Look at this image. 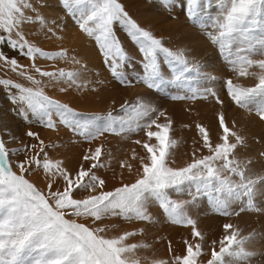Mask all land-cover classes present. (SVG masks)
I'll return each instance as SVG.
<instances>
[{
	"label": "snow or ice",
	"instance_id": "obj_1",
	"mask_svg": "<svg viewBox=\"0 0 264 264\" xmlns=\"http://www.w3.org/2000/svg\"><path fill=\"white\" fill-rule=\"evenodd\" d=\"M60 2L80 31L94 41L103 66L120 86L134 83L127 70L135 65L117 34V25L140 54V74L135 82L161 92L169 85L186 88L183 94L172 95L173 101H214L219 106L214 113L218 142H213L208 127L197 122L199 140L193 143L200 147L193 148L191 159L183 166H174L179 142L171 135L174 120L166 110L138 97L135 102L124 101L116 110L84 113L50 97L45 88L61 82L66 87H60V92L73 87L86 89L90 82L81 79L86 66L74 56L69 59L65 49L46 51L27 39L25 25L45 24L33 0H0V71L27 82L26 86L7 75L0 76V89L18 116L27 122L31 113L32 122L51 130L62 125L89 145L106 134L128 139L143 132L146 137L132 141L143 149V154L131 150L130 160H138V167L128 159L121 160V183L106 190L108 181L98 171L110 166L112 154L104 152L103 143L86 148L78 169L73 171L64 160L50 156L47 149L57 145L46 144L32 130L24 135L36 143L19 141L16 136L5 140L0 135V264H251L253 258L264 257V253L246 247L264 234L254 229L244 235L231 222L222 225L223 234L219 240H212L206 251L205 234L198 229L197 221L187 213L184 202L171 198V192L179 193L187 187L194 189L193 199L207 196L212 211L222 217L245 212L264 214V207L255 202L257 186L264 185V176L246 175L252 160L239 159L237 151L246 146L247 138L237 130L234 120L229 125L225 101L217 91L211 87L201 90L189 83L194 73L200 74L196 62L184 51L165 46L162 38L138 24L120 0ZM37 3L44 6L43 0ZM184 3L187 18L202 23V0ZM217 7L218 14L211 18L212 42L218 45L229 71L237 78L255 80L252 86H244L226 78V95L235 107L264 123V0H217ZM4 49L15 55L9 56ZM19 58L30 64H21ZM38 58L68 60L80 67L47 71L38 66ZM207 79L214 81L216 77ZM17 142L19 147H10ZM202 150L207 154L197 155ZM105 155L109 160L103 158ZM260 155L264 157V152ZM125 169L130 176L135 174L132 182H123ZM41 172L46 180L43 189L28 178ZM153 202L168 223L190 228L192 240H183L179 254L168 241L166 258H158L155 253L141 256L140 252H147L152 245L129 240L143 235L144 228L109 236L107 233L116 225H102L109 218L152 224L154 218L147 206Z\"/></svg>",
	"mask_w": 264,
	"mask_h": 264
},
{
	"label": "bare ground",
	"instance_id": "obj_2",
	"mask_svg": "<svg viewBox=\"0 0 264 264\" xmlns=\"http://www.w3.org/2000/svg\"><path fill=\"white\" fill-rule=\"evenodd\" d=\"M136 1H138V0H136ZM136 1L135 0H131V1L130 0H120V2L125 6V9L129 13V15L134 20H136L138 24H140L145 29H147L148 24H151V26L149 25L150 27L148 30L152 31L155 36H158L156 34H159V36L161 35L163 43L167 46L168 41H165V40L168 39L167 35L168 36L170 35L169 32H167V22H168L169 18H174V19L176 18V16L168 15V13L174 12L173 11V5L174 4L169 5L168 3H171V1L167 0V2H165L163 5L160 6V4L163 3L164 0L160 1V2L158 1L159 4H157V5H159L161 7V8L159 7L160 8L159 10H161V12H162L161 13L162 15H160V17H162L161 20H157V18L155 19L154 17L151 16V18L149 20L145 21L143 19V13H142L139 1L138 2H136ZM153 1H155V0H152L151 2H153ZM155 2H157V0ZM211 2L213 4L217 1H211ZM33 3H36L40 14L45 18V24L41 25L39 22H36V23L29 24V25H25L24 32H25L27 39L29 41L35 43L37 46L42 47L46 51H58L60 49L67 50V52L69 54V59L74 56L76 59L80 60L83 65L86 66L87 71L82 72L81 79L90 82L88 84V87L82 91L77 90L75 87H73V88L69 89L67 92H60L59 91L60 87H66V85L63 84V82H61L54 87L45 88V92L47 95H49L50 97H52L54 99H58L61 102L68 103L71 107H73L77 111L84 112V113L107 112L109 110V108L116 110V109H119V106L122 103H124V101L127 100L129 102H135L137 100V98L139 97L142 100L155 105L157 108H162V109L166 110L167 113L169 114V116H171L173 118L174 130L171 133V135L174 138H176L179 142L178 148L174 150L175 151V157L174 158L176 160V165H174V166H183L185 161H188L191 159L190 156H191V153L193 151V148L194 147H200V145L198 143H196V144L193 143L194 140H199V137L197 136V134H194L196 136V138H193V140H192L193 130H188L186 127H184V125H188L187 123L190 122V119H188L187 115H185V114H188L189 112L185 113V114L183 113L184 107L181 106L180 102L174 101V104H172V106H171V108L173 110H171L170 108L168 109L169 104H166L167 103L166 101L170 97L169 98H163L165 95L161 91H158V93H157V91L148 90L144 86V88L149 93L148 97L144 98V97L140 96L141 92L144 89L142 83L136 82L135 84H133V86L131 85V86L125 87V86H120L119 84L114 82L112 80V78L110 77L109 72L107 71V69L102 64V58L98 54V50L94 44V41L91 38H89L86 34H84L80 31L79 26L75 23L74 19L69 14H67L66 10L62 7L60 0H43V4H44L43 7H40V5L37 3V0H33ZM203 4H205V3H203ZM152 5L155 7V11H156V6H155L156 4L152 3ZM212 7H210L211 12H209V11L208 12L210 14L212 13L213 16L215 17L217 11ZM157 8H158V6H157ZM204 9H206V4H205ZM217 9H218V7H217ZM204 12H207V11L204 10ZM152 14H154V13H152ZM154 15H156V14H154ZM155 17H157V16H155ZM155 21H156V23H155ZM172 22H173V20H172ZM154 23L156 24L154 26L155 28L153 27ZM189 24L194 26V24H191V23H189ZM190 25L187 26V24H186V26L188 28ZM186 26L184 25V29H186L185 28ZM49 28L52 29L51 32L48 31ZM195 28L196 27H194V29ZM116 29H117V34L120 36L121 40L123 41L124 47L130 48V46L128 44V39L125 37V35H124L123 31L120 29L119 25L116 26ZM191 30H193V29H191ZM174 32H175V30H174ZM181 33H182V31H181ZM184 33H185V30H184ZM179 34H180V32H179ZM189 35L185 34L183 37H180L181 38L179 40L180 42H178L176 40L178 42V44H174V46L171 43L174 50H182V49L184 50V48L192 49L194 46L191 45V43H190L191 37ZM171 37H172V35H171ZM176 37H177V34H176ZM195 39L194 40L192 39V40L195 41ZM177 42H175V43H177ZM172 46H171V48H172ZM168 47L170 48V46H168ZM190 49L188 50L189 52H190ZM204 49H208V48L205 47ZM4 51L9 56L15 55V53L8 52L7 49H4ZM128 52L130 53V51H128ZM213 52H211L210 54L212 55ZM131 53L135 54L134 51H131ZM190 53L192 54V52H190ZM198 53H200V52H198ZM186 54H188V53H186ZM192 55H190V56H192ZM199 56H202V54ZM208 56H210V55H208ZM19 59H20L21 64H25V65L30 64V61H28L27 59H24V58H19ZM199 59H200V57H199ZM214 59H217V58L215 57ZM217 61H218V59H217ZM37 64H38V66L42 67L44 70H47V71H52L54 69H59V68H64L66 71H70V70L78 69L80 67L79 65H74V64L70 63L68 60L47 61V60L41 59V58L37 59ZM139 65L140 64H136L134 68L132 67L130 70H127V75L131 79L139 71V68H138ZM213 67L211 66L210 68H213ZM220 67H222V65H220ZM216 68H218V67H216ZM214 69H215V67H214ZM212 71H214V70H212ZM216 71L217 70H215V72ZM204 72H208V71H204ZM217 73L218 72H216V74ZM5 75H7L8 78L15 80L16 82L24 83L27 86V82L24 81L22 78L18 77L17 75L10 73V72L5 73L3 71H0V76H5ZM217 76H218V74H217ZM219 76H220V74H219ZM221 76H222V74H221ZM134 81H136V80H134ZM93 88H95V91L92 90ZM165 89L168 90L169 88L166 87ZM169 90L171 91V89H169ZM145 95L146 94H144V96ZM113 101L115 103H113ZM202 102H204V101H202ZM202 102H201L202 105L204 103H206V104L208 103V102H204V103H202ZM168 103H172V102H168ZM206 104H204V105L207 107ZM197 105H199V104H197ZM208 105H210V103ZM164 106H166V107H164ZM201 107L204 108L203 106H201ZM193 108H194V106H193ZM214 108H215V106H214ZM215 109H213V110L215 111ZM200 111H201V109H200ZM207 111H208V108L204 109V111L202 109V112H207ZM185 112H186V110H185ZM206 114H207V116H205ZM206 114L203 115V116H205V118L208 117V113H206ZM28 115H29L30 119L27 122L23 118L18 116L16 114V111H15V106L9 102V100L7 99V96H6L5 92L3 91V89H0V131H1L2 135L4 136L5 140H7L9 136H16V137H18L19 141H23L25 143H36L35 140L28 138L26 135H24V133L26 131L32 130V131L38 133L40 138L42 140H44L46 144L51 143V144L57 145L56 148L47 149L49 151L50 156L54 159L64 160L65 166L68 169L73 170V171L78 169L79 164L81 162V157L83 156L84 150L86 148H88L90 146L92 148H94L98 144L103 143L104 144V149H103L104 152L108 153L110 151L112 154L111 160H110V166L106 169H100L98 171V174L102 178H105L108 181L106 190H111V188H113L114 186H118L121 183V181L118 177V174L121 171V169L119 168V162L121 160L128 159L129 162L133 163L135 167H138V160L137 161H131L130 160V154H131V150L133 148H135L138 153L143 154V149L139 145H135L132 143V141L135 139H146L143 132L132 134L128 139H124L121 136H116L113 134H106V136L102 137L101 140L94 141V142H92L91 145H89V144L85 143L80 137H78L77 135H74L73 132L69 131L66 127H64L62 125H58L56 130L47 129V128L40 126L38 123L32 122L31 113H29ZM192 115L194 116V112H193V114H191V116ZM195 116H196V114H195ZM198 120H199V116H198ZM214 120H216V119H214ZM209 122H210V126H211L210 132H211L212 140L214 142L215 137H216V140L218 142V136H217V132H216L217 129H216L215 124H214L211 117L209 119ZM255 128L257 129V127H255ZM252 132H254V131H252ZM261 133H263V135H264V130H261ZM262 139H264V137ZM254 141H259V139H257L255 135H254ZM251 146L256 147L257 145L252 144ZM250 152H251V149H250ZM17 158H22V155L19 157H13V159H17ZM103 158L106 161L109 160V157L107 155H105ZM28 178L30 180H32L37 185V187L42 188V189L46 187V180L44 179L42 172L39 174L34 173L33 175L29 176ZM134 179H135V174L130 176L128 174L127 170L125 169L123 182H125V183L132 182ZM193 192H194V189H189L186 187L182 191H180L179 193L171 192L170 195H171V198L173 200L178 201V202H184L185 203V210L187 211V213L193 219H195L197 221L198 229L202 233L205 234L204 247H205V250L207 251L208 246L210 245L211 241L212 240H219V238L223 234V229L220 228L219 225H221V227H222L224 222L221 223V221L219 220L220 221L219 225L216 223L210 222V220H212L214 218V216L212 215L213 212H212L211 206L209 205L208 198L203 199L204 195H200L196 199H193ZM147 207H148L149 213L154 218V223L145 224V223H140V222H136V221L127 222V221H123L119 218H109V219L104 220L102 222V225H109V226L110 225H116V227L114 229H111L107 233V235H109V236L117 235V234H119L125 230L144 228L145 231H144L143 235H138L136 237L130 238V240H129L130 243L131 242H147L148 244L152 245V248L150 250H148L147 252L141 251L140 252L141 256H144V255L151 256L153 253H155V256L158 258H166L168 256V251H167L168 241H171L172 246H173V248L177 254L182 252L183 247H184L183 240L184 239L192 240L190 228L182 227V226H176V225H172V224L168 223L165 219V215H164L162 209H160L158 204L155 202L150 203ZM259 217H261V216H259ZM256 218H258V217H256ZM261 218L263 219V216ZM238 219H239V216H238ZM253 219H255V218H253ZM234 223H236V222H234ZM193 242H195V241H193ZM207 258L208 257L205 256L204 260H206Z\"/></svg>",
	"mask_w": 264,
	"mask_h": 264
},
{
	"label": "rangeland",
	"instance_id": "obj_3",
	"mask_svg": "<svg viewBox=\"0 0 264 264\" xmlns=\"http://www.w3.org/2000/svg\"><path fill=\"white\" fill-rule=\"evenodd\" d=\"M138 1H139V4H140L142 13H143V19L145 21L149 20L151 18V16L154 17L155 19L157 18V20H161L162 17H160V15H162L161 14L162 12L159 9L161 8L160 6L165 3V0L164 1L163 0H157V2H155L156 0L153 1V2H151L152 0L151 1L150 0H138ZM138 1H136V2H138ZM158 1L159 2L163 1V3H161L160 6H159V5H157V4H159ZM168 1H171V3H168L169 5L174 4L173 5V11L174 12L170 11L171 13H168V15L176 16L175 19L177 21L174 18H169L168 19L167 32H169V34H170L169 36L170 37L167 35L168 39L165 40V41H168L167 47L170 46V48H171L172 44L174 46V44H178V42H180L179 41L181 39L180 37H183L185 34H188V35L190 34L189 35L191 37L190 43L194 47L192 49H190V48L189 49H190V52H192V54L195 57L188 51L189 50L188 48H184V50L182 49V51L188 53L187 57H188L189 60H192V61L194 60L197 63V65L200 68V74L196 75L194 73L193 76H192V79H191V81L189 83L191 84L192 87L199 88L201 90L204 89V88H207V87H211V88H213V89H215L217 91V93L220 95L221 99H223L225 101L224 111L226 113V117H227V121H228L229 125H231V122L234 120L236 122V125H237V130H242L241 134L245 135L246 138H247L246 146L242 147V148H239L238 151H237V156H238L239 159H241V160L251 159L252 160V163H251V165H249L248 170L246 172V175H250V176H254V177L264 176V157H261V155H260V153L264 152V141H263L264 139H262L264 137V135H263V133H261V130H264V128H263L264 127L263 126L264 123L262 124L255 115H249L248 113H246L242 109H239V108L235 107L230 102L229 98L227 97L226 89L224 87V81H225L226 78H229V77H231L235 83H240V84H242L244 86H252L255 83V80L253 78H251V77H248V78H243V77L237 78L231 71H229V66L225 63V61H224V59H223V57H222V55H221V53L219 51L218 45H215L212 42V40H211V35L210 34L214 31L213 28L211 27V23H212L211 18L214 17V16H213L212 13L210 14L209 12H211L210 7L213 6L212 8H214L217 11L216 15L218 14L219 10L217 9V2H215L213 4L211 2V1H217V0H202V2L206 4V9L207 10L206 9H204V10L207 11V12L209 11V12L208 13L207 12L203 13V15H202V23H199V24H197V23H195L193 21L190 22V20L187 18L186 13H185L184 0H168ZM152 3L156 4L155 5L156 6V11H155V7L152 5ZM205 4H203L204 8H205ZM157 6H158V8H157ZM151 12L156 14V15L152 14ZM155 16H157V17H155ZM172 20H173V22L174 21L175 22L173 23ZM188 22L191 23V24H194V26L190 25ZM155 23H156V21H155ZM155 23H154L153 27L156 25ZM186 24H187V26L190 25L189 28L186 26ZM149 25L151 26V24H148L147 25V29H149V27H150ZM184 25L186 26L185 27L186 29H184ZM194 27H196V28L194 29ZM190 28L193 29V30H191ZM174 30H175V32L177 31L178 33L177 32L175 33ZM184 30H185V33H184ZM181 31H182V33H181ZM179 32H180V34H179ZM176 34H177V37H176ZM156 35L159 36V34H156ZM171 35H172V37H171ZM158 38H161V35ZM192 39L193 40L195 39V41H193ZM175 42H177V43H175ZM128 44H129L130 48H126V50L130 51V53L129 52L128 53H129V57L131 59L132 65L140 64V54L136 50V46L133 45L130 40H128ZM173 46H172L171 49L174 50ZM205 47L208 48V49H204ZM131 51H134L135 54L131 53ZM198 52H200V53H198ZM211 52H213L212 55L210 54ZM189 54L192 55V56H190ZM201 54H202V56H199ZM208 55H210V56H208ZM198 56L200 57L201 60L199 59ZM215 57L218 59V61H217V59H214ZM257 58H259V57H257ZM220 65H222V67H220ZM211 66L212 67L214 66L215 69H214V67L210 68ZM216 67H218V68H216ZM131 68H132V66L130 65L128 67V70H130ZM138 68L140 69V65L138 66ZM212 70H214V71H212ZM215 70H217L216 72H218L217 73L218 76H217ZM204 71H208V72H204ZM139 74L140 73L138 71L136 73V75L132 77L133 81L137 79ZM219 74H220V76H219ZM221 74H222V76H221ZM209 76H215L216 80L212 81V80L207 79V77H209ZM135 83L136 82L134 81L133 84H135ZM133 84H132V86H133ZM167 87L169 89H171V91L169 89L168 90L165 89L164 91H162L164 93V95H165L163 98H169L172 95H176V94H183V92L186 90V88L185 89H178L174 85H169ZM143 88H144V85H143ZM157 93H158V91H157ZM144 94H146V95L144 96ZM148 95H149L148 91L144 88L143 91L141 92L140 96H142L144 98H147ZM170 99L171 98H169L166 101L167 102L166 104H169L168 109L170 108L171 110H173L171 108V106H172V104H174V101L170 100ZM168 102H172V103H168ZM178 102H180L181 106L184 107V109H183V113L184 114L189 112L188 114H185V115H187L188 119H190V122L187 123L189 125V127H186V128L188 130H193L192 140H193V138H196V136L194 134H197L196 133V128H195V124L197 122L201 123L202 125H204L206 127L208 126V128L210 129L211 126H210L209 119L211 117L213 122H214V124H215L216 129L218 128V122L216 120H214L215 119L214 113L219 110V106L215 105L214 101L208 102L207 104L204 103L206 101H204V102H202V101H195V102L194 101H178ZM201 102L206 104L207 107L204 104L202 105ZM209 103H210V105H208ZM197 104H199V105H197ZM193 106H194V108H193ZM201 106H203L204 108H202ZM214 106H215L216 109L214 108ZM164 107H166V106H164ZM206 108H208V111L207 112H202V109L204 111V109H206ZM160 109H162V108H160ZM200 109H201V111H200ZM213 109H215V111ZM185 110H186V112H185ZM193 112H194V116L193 115L191 116V114H193ZM203 113L204 114L208 113V117L205 118V116H207V114L205 116H203L204 115ZM195 114H196V116H195ZM198 116H199V120H198ZM255 127H257L258 130ZM252 131H254V132H252ZM216 132H217V130H216ZM0 133H1V131H0ZM0 135H2V133ZM254 135L256 136L257 139H259V141H254ZM215 142H217L216 137H215L214 143ZM252 144H256L257 146L256 147L255 146H251ZM11 146L12 147H19L20 145L17 142V143L11 144L10 147ZM250 149H251V152H250ZM201 154H207V150H202ZM201 154L197 153V155H201ZM261 193H264V185H258L257 186V196L255 197V202L257 203V205L259 207H263L264 206V196H261L260 195ZM205 198H207V196L204 195L203 199H205ZM237 203L239 204V202H237ZM234 206H236V205H234ZM213 213H212V215L214 216V218L212 220H210V222L216 223L218 225L220 224L219 223L220 221H221V223L222 222H224V223L231 222L232 224L234 222H236V223H234V225L238 226L242 230V234H244V235L249 234L254 229L258 233L264 234V220H263L264 219V214L260 215L258 213H254V212H245V213L241 214L239 216V219H238V216L221 217L220 215L218 216L217 214H215V213L213 214ZM259 216H261V217L263 216V219L261 217H259ZM256 217H258V218H256ZM253 218H255V219H253ZM219 227L222 228L221 225H219ZM246 247L249 250H254V251H258L259 253H264V237H259V238L254 239ZM261 261H264V257L257 256L255 258H253L251 264H259V262H261Z\"/></svg>",
	"mask_w": 264,
	"mask_h": 264
}]
</instances>
